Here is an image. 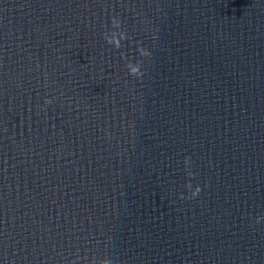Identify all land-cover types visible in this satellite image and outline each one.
Returning a JSON list of instances; mask_svg holds the SVG:
<instances>
[{"label": "water", "instance_id": "obj_1", "mask_svg": "<svg viewBox=\"0 0 264 264\" xmlns=\"http://www.w3.org/2000/svg\"><path fill=\"white\" fill-rule=\"evenodd\" d=\"M179 1L0 0V151L104 73ZM112 17L126 33L120 48L103 38Z\"/></svg>", "mask_w": 264, "mask_h": 264}, {"label": "clouds", "instance_id": "obj_2", "mask_svg": "<svg viewBox=\"0 0 264 264\" xmlns=\"http://www.w3.org/2000/svg\"><path fill=\"white\" fill-rule=\"evenodd\" d=\"M126 33L121 27V20L118 17H112L111 18V28L108 31H105L103 33V38L108 44L113 45L116 48L122 47L121 41L125 39ZM138 51L141 53V55H147V53L144 51L143 48H139ZM125 67L128 70V75L141 78L142 73V61L137 59L136 62H133L131 58H129L125 64ZM50 100H46V103H50ZM190 161H186V163H189ZM188 175L191 177L194 175L191 171H189ZM186 187L189 190H192V184L189 181L187 183ZM201 191L200 187H196L194 191H192V196L188 197L189 199L199 195ZM181 198H184L183 195ZM261 219H264V217H256L255 223H260Z\"/></svg>", "mask_w": 264, "mask_h": 264}]
</instances>
